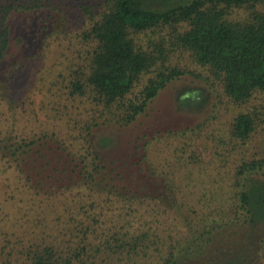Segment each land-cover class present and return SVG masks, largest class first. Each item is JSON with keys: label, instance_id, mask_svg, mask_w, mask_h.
I'll use <instances>...</instances> for the list:
<instances>
[{"label": "trees", "instance_id": "obj_1", "mask_svg": "<svg viewBox=\"0 0 264 264\" xmlns=\"http://www.w3.org/2000/svg\"><path fill=\"white\" fill-rule=\"evenodd\" d=\"M55 1L0 0V96L15 95L23 102L31 89L46 97L59 87L63 92L59 101L43 100L47 109L62 106L64 95L67 100H86L97 109L96 117L69 136V141L81 142V148L58 140L44 128L36 132L31 119L19 114L20 106L11 110L17 116L15 121L5 123L0 118V172L6 165L13 169L22 183L18 191L32 194L36 212L34 219H28V234L18 229L19 220L11 226L6 218L0 220V264H143L149 261L152 246H157L155 240L160 241L157 233L150 232L151 228L134 230L131 221L121 228L107 227L102 219L105 211L98 214L96 200L89 202L88 197L96 195L105 202H112L113 197L123 199L131 177L121 168L128 162L140 171L149 160V145L141 143L144 134L140 135V129L152 106L163 91L183 78L204 76L174 66L175 52L190 53L207 74L209 86L221 90L239 109L229 129L232 143L247 146L253 142L259 127L264 126V105L249 108L258 97L264 100V10H259L264 0H100L101 10L95 12L92 4L84 7L91 21L81 35L87 51L80 62L67 74L63 67L50 87L47 67L41 76L47 84L40 87L34 79L33 85H20L21 68L32 59H40L44 65L46 49L55 44L48 43L54 35L49 23L53 12L39 17L43 10L57 11ZM236 11L248 14L237 20ZM19 16L23 17L17 40L34 52L27 56L26 64L14 63L6 71L4 63L16 40ZM166 32L169 39L163 36ZM150 35H158L159 41ZM29 69L35 70L33 66ZM209 95L198 88L184 89L176 96L177 108L201 110ZM109 127L131 134L126 159H114L121 146L114 150L115 137L101 135ZM189 159L196 163L195 156ZM235 179L236 204L231 217L213 220L194 238L175 241L163 264H262L264 156L243 162ZM80 188L85 189L83 199L71 206L63 204L59 217L57 214L49 224L52 219L48 222L50 207H45V196L51 199L61 190L60 196L67 200L64 195L77 194ZM137 212L143 219L140 210Z\"/></svg>", "mask_w": 264, "mask_h": 264}, {"label": "rangeland", "instance_id": "obj_2", "mask_svg": "<svg viewBox=\"0 0 264 264\" xmlns=\"http://www.w3.org/2000/svg\"><path fill=\"white\" fill-rule=\"evenodd\" d=\"M99 3L100 0H56L57 11L43 10L45 13L39 17H45L48 12H53L54 19L49 23L52 24L50 29L54 35L49 38L48 43L55 44L46 49V57L43 55L42 58L45 61L44 65L41 66L40 59H32L28 66L21 68L18 75L20 85H33L32 81L35 79L34 81H39L40 87L44 86L47 83L42 82L41 76L46 73L47 67L49 73L47 85L50 87L53 76L59 77L63 67L64 74H67L70 67L80 62L87 51L81 35L91 21L84 7L92 4L96 12ZM259 10H264V6ZM247 14V11H236L234 17L243 20ZM19 17L21 18H17V30L14 32L16 40L4 63L6 71H11L14 63L21 61L26 64L27 56L34 52L27 51L17 40V36L21 35L20 24L23 16ZM167 35L168 32L163 36ZM150 38L153 41L160 39L158 35H150ZM144 39L148 40L146 37ZM40 54L42 55V52L39 53V57ZM173 55L171 61L174 66L192 71L197 77L201 73L204 76L202 79L193 76L183 78L163 91L152 106L149 115L144 119V127L140 129L143 130L140 135L144 134L141 143H144V146L149 145V160L142 164L140 171H135L128 162L126 167L121 168L122 172L131 177L128 184L125 183L127 193L123 199L119 201L113 197L110 198L112 202H105L95 195L88 197L87 200L89 202L96 200L98 214L102 210L105 211L106 216L102 219L107 221V227L116 225L121 228V225L131 221L134 223V230L151 228L150 232L157 233L160 241L155 240L157 246H152L151 257L143 264H163L162 259L166 258L170 246L175 241L194 238L203 233L213 220L220 221L228 215L231 217V208L236 204L233 197L236 194L235 178L238 167L243 162L264 156V126L259 127L251 144L246 146L237 142L232 143L229 139V129L239 109L229 103L221 94V90L218 92L211 88V84L209 86L207 74L195 64L190 53L178 51ZM54 62H58V66H54ZM35 63L40 66H36ZM31 66L35 70L29 69ZM187 88H198L205 94H210L208 102L201 110L185 111L177 108L176 96ZM58 89L60 88L56 87L46 97H40L31 89L28 97L23 96L25 97L23 102L18 96L9 97L4 94V98L0 96V118L5 123L15 121L17 116L11 110L16 108V105L20 106L19 114L24 113V116L31 119L36 132L44 128L50 133H55L58 140H67L81 148V142L69 141V136L73 132L77 134L76 129L81 130L88 123L91 124L92 119L96 117L94 111L97 109L86 100L85 103L79 98L67 100L68 96L64 95L62 98L66 102L62 101V106L47 109L43 100L59 101L63 92ZM13 102L17 104L12 105ZM260 105H264L263 97L253 100L249 108L254 110ZM102 134L115 137L118 143L114 150L121 146L119 155L114 154L116 156L114 159L122 160L129 157L131 151V148H127L131 141L129 132L109 127L103 130ZM144 146L143 153L146 149ZM191 156L196 157V163H191L189 159ZM1 170L0 220L6 218L10 226L13 221L19 220L21 226L18 229L21 233L28 234L26 231L28 219H34L36 215L32 194H21L18 191L22 183L14 177L13 169L8 170L6 165V169L4 167ZM116 183L119 185L118 178ZM83 191L85 192V189L80 188L77 194L64 195L67 200L60 196L64 192L61 190L58 196L51 199L45 196V207H50L48 222L52 219L49 224L53 223V217H57V214L59 217L63 204L71 206L83 199L86 195ZM138 210L143 219L138 218L140 215ZM80 219L77 215V221H81ZM261 252L264 264V247Z\"/></svg>", "mask_w": 264, "mask_h": 264}]
</instances>
